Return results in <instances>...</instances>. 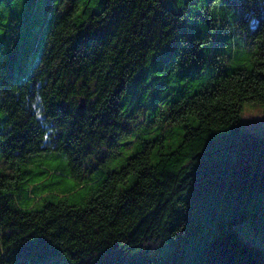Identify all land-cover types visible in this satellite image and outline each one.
I'll return each instance as SVG.
<instances>
[{"label":"trees","instance_id":"1","mask_svg":"<svg viewBox=\"0 0 264 264\" xmlns=\"http://www.w3.org/2000/svg\"><path fill=\"white\" fill-rule=\"evenodd\" d=\"M245 103L264 0H0V264H264Z\"/></svg>","mask_w":264,"mask_h":264},{"label":"rangeland","instance_id":"2","mask_svg":"<svg viewBox=\"0 0 264 264\" xmlns=\"http://www.w3.org/2000/svg\"><path fill=\"white\" fill-rule=\"evenodd\" d=\"M231 21H233V18H231ZM239 52H241V49H239ZM242 120L244 122V125L246 128L250 131H254L257 133L262 134L264 132V115H263V109L262 107L257 103H245L242 106ZM243 225H241L242 227ZM255 231H244L243 236L247 240H253L256 239L254 236ZM259 244L263 245V241H261Z\"/></svg>","mask_w":264,"mask_h":264},{"label":"clouds","instance_id":"3","mask_svg":"<svg viewBox=\"0 0 264 264\" xmlns=\"http://www.w3.org/2000/svg\"><path fill=\"white\" fill-rule=\"evenodd\" d=\"M54 166L55 165L52 163H46V165H45V167H48V168H52ZM34 170H43V169H34ZM34 183L39 184L40 181H34ZM65 187L71 189L72 188V182L71 181L66 182ZM79 195H85V193H79ZM77 198L78 197H76V196L71 197L72 200H76Z\"/></svg>","mask_w":264,"mask_h":264},{"label":"snow or ice","instance_id":"4","mask_svg":"<svg viewBox=\"0 0 264 264\" xmlns=\"http://www.w3.org/2000/svg\"><path fill=\"white\" fill-rule=\"evenodd\" d=\"M248 67H251V65H248ZM149 139H151V137H149ZM78 199V198H77Z\"/></svg>","mask_w":264,"mask_h":264},{"label":"water","instance_id":"5","mask_svg":"<svg viewBox=\"0 0 264 264\" xmlns=\"http://www.w3.org/2000/svg\"><path fill=\"white\" fill-rule=\"evenodd\" d=\"M83 105V104H82Z\"/></svg>","mask_w":264,"mask_h":264}]
</instances>
